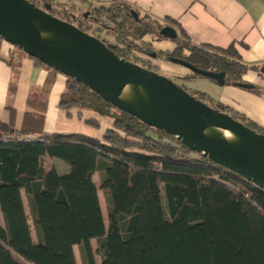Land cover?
<instances>
[{
    "label": "trees",
    "instance_id": "16d2710c",
    "mask_svg": "<svg viewBox=\"0 0 264 264\" xmlns=\"http://www.w3.org/2000/svg\"><path fill=\"white\" fill-rule=\"evenodd\" d=\"M28 1L147 69L158 72L152 57L168 61L176 57L210 72L223 71L224 85L245 87L242 75L249 66L233 44L226 48L194 44L174 20H158L120 0L107 5L88 0ZM165 25L176 29V37L170 39L175 47L158 52L142 38L147 34L166 38L159 33ZM189 72L175 77L183 82L193 78L215 82ZM183 82L177 83L197 99L264 133L262 126ZM59 106L91 110L109 118L111 127L100 138L71 132L17 140L5 138L11 131L0 122L4 219L0 264H75L74 244L80 247L84 264H96L92 238L98 243L100 264H264L263 188L113 107L73 78L66 77ZM85 121L98 126L92 118ZM45 156L61 159L68 171L46 170ZM95 172L100 177L98 188L106 196L107 225L92 181Z\"/></svg>",
    "mask_w": 264,
    "mask_h": 264
},
{
    "label": "water",
    "instance_id": "95a60500",
    "mask_svg": "<svg viewBox=\"0 0 264 264\" xmlns=\"http://www.w3.org/2000/svg\"><path fill=\"white\" fill-rule=\"evenodd\" d=\"M159 33L168 39L177 35L170 25ZM0 38L75 79L113 107L264 189V133L197 99L170 77L121 58L99 38L28 0H0ZM169 60L224 85L223 71L210 72L176 57ZM260 72L264 74V65ZM123 82L131 95L118 91ZM207 122L220 134L206 138Z\"/></svg>",
    "mask_w": 264,
    "mask_h": 264
},
{
    "label": "crops",
    "instance_id": "0c3cea01",
    "mask_svg": "<svg viewBox=\"0 0 264 264\" xmlns=\"http://www.w3.org/2000/svg\"><path fill=\"white\" fill-rule=\"evenodd\" d=\"M65 1V0H62ZM93 4L107 5L112 0H88ZM130 4L141 13L158 20H174L194 44L207 43L226 48L230 44L238 51L242 62L249 68L242 75L247 87L230 84L218 85L211 79L193 78L184 85L191 90L204 93L229 109L238 112L264 128V0H120ZM158 52L174 49L175 43L168 38H157L147 34L142 38ZM157 70L174 76L186 75L188 68L156 56L151 58ZM183 81V80H182ZM66 85V76L37 64L30 56L17 50L6 41L0 43V122L9 126L11 133L40 135L71 133L63 123L76 115L78 120L92 118L98 122L96 134L100 138L111 127L109 118L88 109L59 106L61 93ZM64 117V118H61ZM61 119V120H60ZM65 126V124H64ZM77 133V132H76ZM54 167L59 173H66L69 166L61 159L45 156L44 168ZM98 177V183L96 178ZM92 181L99 187V173L92 175ZM21 196L26 213H29L28 199L23 189ZM26 200V202L24 201ZM27 208L26 209V205ZM29 224L33 241L37 240L32 218ZM0 225L4 219L0 211ZM92 238L90 244L92 246ZM75 264H84L80 247L72 246ZM95 263L97 262L95 258Z\"/></svg>",
    "mask_w": 264,
    "mask_h": 264
},
{
    "label": "rangeland",
    "instance_id": "374dc122",
    "mask_svg": "<svg viewBox=\"0 0 264 264\" xmlns=\"http://www.w3.org/2000/svg\"><path fill=\"white\" fill-rule=\"evenodd\" d=\"M158 72L160 74L166 75L167 77H171V78L177 79L174 75L167 74V73H165L162 70H158ZM176 81L178 83L183 82L180 79H177ZM61 118H64V117H61ZM64 124H65V126H64ZM63 127H65L66 130H70L72 132L82 133V134H86V135H95L96 134V127L95 126L86 124V123H84V121H81V120L79 121L78 118L76 117V115H73L72 118L66 119L65 122L63 123ZM38 132L39 131H37L35 135L39 136L41 134V133L38 134ZM34 137H36V136H34ZM95 178H96L95 179L96 183H98V177L95 176ZM99 179H100V177H99ZM98 196H99L100 207H101L103 218H104V223H105V225H107V202H106V196H105L104 191L99 189V188H98ZM24 201L26 202L25 199H24ZM25 205H26V209L28 210L27 204H25ZM92 246H93V248L95 250V258H96L97 262H99L100 254L97 251L98 243H97V241L95 239L92 240Z\"/></svg>",
    "mask_w": 264,
    "mask_h": 264
},
{
    "label": "bare ground",
    "instance_id": "6f19581e",
    "mask_svg": "<svg viewBox=\"0 0 264 264\" xmlns=\"http://www.w3.org/2000/svg\"><path fill=\"white\" fill-rule=\"evenodd\" d=\"M118 91L123 95H131V89L127 82H123L119 85ZM203 134L206 138L216 136L220 134V130L212 123L207 122V127L204 129Z\"/></svg>",
    "mask_w": 264,
    "mask_h": 264
},
{
    "label": "built area",
    "instance_id": "2783aa9c",
    "mask_svg": "<svg viewBox=\"0 0 264 264\" xmlns=\"http://www.w3.org/2000/svg\"><path fill=\"white\" fill-rule=\"evenodd\" d=\"M5 138H10V139H25V140H30V139H34L35 137L29 134H21V133H11V134H6Z\"/></svg>",
    "mask_w": 264,
    "mask_h": 264
}]
</instances>
